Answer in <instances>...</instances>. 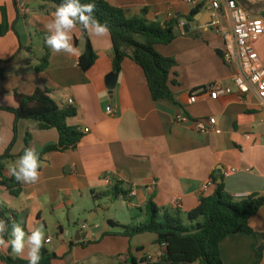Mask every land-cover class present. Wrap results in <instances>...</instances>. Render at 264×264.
<instances>
[{
    "label": "crops",
    "instance_id": "crops-1",
    "mask_svg": "<svg viewBox=\"0 0 264 264\" xmlns=\"http://www.w3.org/2000/svg\"><path fill=\"white\" fill-rule=\"evenodd\" d=\"M104 1L122 9L128 17H138L146 10L147 21L164 23L168 13L175 17L189 14L199 0ZM235 1L250 17L264 20V0ZM33 3L37 2L21 0L16 9L13 0H0V23L4 11L11 27L0 39V61H8L0 81V107L14 108L15 93L30 96L36 88L43 89L60 107L72 99L77 114L68 124L88 132L83 133L76 149L39 157L38 180L19 181V196L0 188V200L21 214L26 236L41 224L45 227L49 215L70 212L79 202L86 208L92 203L94 211H90V216L96 217L97 202L92 200V192H105L111 185L108 179L121 182L124 189L130 188L134 193L129 204L140 215H133L131 224L144 221L143 208L150 199L158 208L179 212L184 219L201 198L214 193L212 176L233 198L264 197V94L251 91L241 96L233 86L232 77L239 70L226 66L218 54L223 42L213 23L217 20L220 28H230L225 12L212 17L213 11L202 7L187 33L179 26V35L170 45L155 47L157 53L173 58L177 65L169 78L176 82L170 85L175 101L154 102L142 69L129 58L124 59L119 74L112 72L109 33L96 35L79 23L72 33L76 54L50 49L47 69L35 72L43 55L44 37L49 34L47 24L55 11L45 14L37 9L39 3L31 9ZM84 31L97 56L87 72L78 65L85 47ZM20 44L30 50L18 53ZM255 48L264 65V34ZM111 74L116 75L113 82ZM214 83L231 86L233 93L215 101L204 97L190 103L194 92H202ZM108 109L112 115L107 114ZM178 115H184L187 121L178 122ZM209 119H214L215 124L208 132L197 130L196 121ZM27 133L31 135L30 147L38 153L58 141L55 129L41 131L34 121L15 122L11 113L0 110V156L12 143L11 155L24 151ZM18 161L6 162L5 176L11 175L9 169ZM233 169L234 173L226 175ZM249 226L254 235L234 234L220 243L222 264H264V206L250 218ZM108 227L107 221L99 239L98 233L93 232L100 227L94 231L79 228L73 242L58 225L59 245L46 238L42 247L58 259L42 264H106L108 260L119 264L130 248L136 259L160 255L154 246L156 235L146 233L130 240L120 236L102 238L104 233L119 232L117 227ZM90 245L94 247L91 250ZM260 246L263 249L258 252ZM9 248L10 241L0 244L4 254ZM28 251V246L19 255L11 250L10 256L28 261ZM256 253L262 256L258 263Z\"/></svg>",
    "mask_w": 264,
    "mask_h": 264
},
{
    "label": "trees",
    "instance_id": "trees-1",
    "mask_svg": "<svg viewBox=\"0 0 264 264\" xmlns=\"http://www.w3.org/2000/svg\"><path fill=\"white\" fill-rule=\"evenodd\" d=\"M13 1L17 9L18 2L21 0ZM31 1L39 3L37 9L45 14L56 11L64 2V0ZM80 2L86 4L93 2V0H80ZM94 2L96 4L94 12L96 20L108 26L113 50L112 72L119 74L124 59L129 58L142 69L154 102L162 100L175 101L170 85H176V82L170 81L169 78L177 63L173 58L164 57L157 53L155 47L157 45H170L179 35L177 31L179 22L194 23L195 16L202 9V6H195L185 16H178L164 23H159L147 21L145 19L146 10H142L141 15L138 17H128L125 11L110 5L104 0H94ZM10 29L11 27L7 23L3 11V21L0 23V39ZM193 36L197 37V35ZM84 38L85 47L79 57L78 65L83 72H87L95 64L97 56L85 31ZM45 39L46 37L43 40V55L34 68L37 73L44 72L48 66L50 48L46 45ZM21 50L27 51L30 48L23 47L20 44L18 53ZM218 54L221 56L220 52ZM7 64L8 61H0V81L4 79V66ZM14 99L16 104L14 108L0 107V110L11 113L15 122L20 120L34 121L39 130L55 129L58 133L57 143L46 146L39 153V157L76 149L84 134L79 128L68 124V120L74 118L77 114L75 107L58 106L48 91L39 88H36L30 96L15 93ZM14 132L16 133L15 128ZM24 143L25 149L30 147L31 135L29 133L26 134ZM12 145L13 143L0 156V188L17 197L22 192L20 182L12 175L5 176L4 170L6 162L20 159L24 151L15 156L11 155ZM211 180L215 185L214 193L209 197L201 198L198 206L186 214L185 219L180 216L179 212L172 213L158 208L150 199L143 208L144 221L130 225H120L108 221V226L110 228L117 227L119 232L104 233L102 238L105 236H120L130 240L135 236L150 233L156 235L154 246L161 251V254L154 259L148 257L136 259L131 254L130 248L124 260L119 264H222L220 243L225 238L239 233L254 235L249 226V220L264 206V197L249 196L245 199L236 200L225 192L222 183H217V177L212 176ZM130 194V188L124 189L121 182L112 181L105 192H92V200L98 202L104 198L117 200L121 197L123 201L131 203ZM0 218L5 219L9 226L8 232L4 236L5 242L12 239L10 235L12 224L18 223L25 230L21 214L8 208L1 200ZM11 250L10 246L8 253L0 252V261L3 264H28V261L12 258L10 256ZM41 255L40 264L48 260L58 259L54 253L44 248L41 249ZM261 258V253H256L255 262L258 263Z\"/></svg>",
    "mask_w": 264,
    "mask_h": 264
},
{
    "label": "built area",
    "instance_id": "built-area-1",
    "mask_svg": "<svg viewBox=\"0 0 264 264\" xmlns=\"http://www.w3.org/2000/svg\"><path fill=\"white\" fill-rule=\"evenodd\" d=\"M209 7L213 11L212 17H220L222 12H225L231 22V27L222 29L217 20L213 23L217 26V32L221 36L223 46L221 58L228 67L237 68L238 75H233L232 83L237 88L239 95L243 96L251 91L259 94H264V65L256 51L255 45L264 34V20L250 17L243 8H241L235 0H199L195 6ZM172 13L167 14V20L174 19ZM184 21L179 22V26L183 28ZM233 93L231 86H223L219 83L210 84L202 90V92H195L190 96V103H196L199 98L207 97L210 100H218L222 96H227ZM202 94V95H198ZM72 99L67 100L68 106H73ZM108 115H112L111 109L107 110ZM178 122H186L187 118L184 115L176 117ZM215 124L214 119L198 120L195 122L197 130L200 132H208ZM85 130L82 133H86ZM218 133L217 130H215ZM235 170H230L226 173L229 175ZM111 184V179H108ZM132 192L130 196H133ZM243 195L234 197L236 200L245 199ZM178 202H176V206ZM86 229V226H82ZM49 242V240H46ZM161 254V253H160ZM149 259H154L148 257ZM156 258V257H155Z\"/></svg>",
    "mask_w": 264,
    "mask_h": 264
},
{
    "label": "clouds",
    "instance_id": "clouds-1",
    "mask_svg": "<svg viewBox=\"0 0 264 264\" xmlns=\"http://www.w3.org/2000/svg\"><path fill=\"white\" fill-rule=\"evenodd\" d=\"M96 4H82L80 0H64L53 16V19L47 24L48 35L46 36V45L54 52H66L76 54L73 45V30L79 23L85 30L92 29L96 35H104L108 32L107 24H101L96 20L94 12ZM39 153L36 148L30 147L24 150L18 163L10 167L11 175L19 182L34 183L39 178ZM8 224L5 219L0 218V244H4L5 233L8 232ZM12 239L10 246L17 254H21L28 246V264H40L42 259L41 249L45 240L44 225L32 229L30 235L26 236L24 228L14 223L11 226Z\"/></svg>",
    "mask_w": 264,
    "mask_h": 264
},
{
    "label": "rangeland",
    "instance_id": "rangeland-1",
    "mask_svg": "<svg viewBox=\"0 0 264 264\" xmlns=\"http://www.w3.org/2000/svg\"><path fill=\"white\" fill-rule=\"evenodd\" d=\"M79 205L75 206L70 212L60 211L55 215H49L46 218L45 229V239L48 238L53 242L55 246L59 245V231L58 225H60L65 232L69 234L67 237L68 240L74 242V237L79 228L83 225L88 228V230H93L95 227H100L97 231L93 233H98V239L101 237L102 230L106 229L107 221H111L120 225H129L134 220L133 215L138 217L139 212H134L130 204L123 199L109 200L103 199L98 201L95 212H97L96 217H91L90 214L94 211V205L91 203L89 208L84 207L82 202L78 203ZM84 209H87L86 212ZM185 219V218H184ZM109 228V227H108ZM68 246V245H67ZM48 250H51L50 246H46ZM68 248V247H67ZM93 245L89 246V249H93ZM81 250V248H78ZM63 257V256H61ZM88 264H93L90 262ZM106 264H114L111 261H106Z\"/></svg>",
    "mask_w": 264,
    "mask_h": 264
},
{
    "label": "water",
    "instance_id": "water-1",
    "mask_svg": "<svg viewBox=\"0 0 264 264\" xmlns=\"http://www.w3.org/2000/svg\"><path fill=\"white\" fill-rule=\"evenodd\" d=\"M36 5H37V3H33V4L30 5V8L32 9V8L36 7ZM189 29H190V24H185L184 27H183V31H184V33H187V32L189 31ZM109 78H110V80L113 82V81L116 80V75L111 74ZM77 234H78V233H77ZM75 239H76V238H75ZM76 240H77V239H76ZM262 240H263V242H264V237L262 238ZM262 249H263V246H260V248L258 249V252H261Z\"/></svg>",
    "mask_w": 264,
    "mask_h": 264
}]
</instances>
